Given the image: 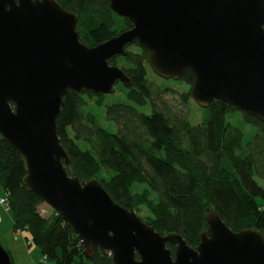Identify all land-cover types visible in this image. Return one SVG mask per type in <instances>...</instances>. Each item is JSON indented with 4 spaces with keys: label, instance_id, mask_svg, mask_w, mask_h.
<instances>
[{
    "label": "water",
    "instance_id": "water-1",
    "mask_svg": "<svg viewBox=\"0 0 264 264\" xmlns=\"http://www.w3.org/2000/svg\"><path fill=\"white\" fill-rule=\"evenodd\" d=\"M109 7L131 28L87 46L78 16L56 0H0V138L19 154L25 188L62 216L86 258L102 249L113 264H264L261 233L233 231L215 210L195 247L177 233L161 235L96 178L70 176L57 134L68 90L105 95L118 82L131 86L109 59L134 40L163 80L193 75L189 95L200 108L220 100L264 121V0H109ZM0 264H12L1 243Z\"/></svg>",
    "mask_w": 264,
    "mask_h": 264
},
{
    "label": "trees",
    "instance_id": "trees-1",
    "mask_svg": "<svg viewBox=\"0 0 264 264\" xmlns=\"http://www.w3.org/2000/svg\"><path fill=\"white\" fill-rule=\"evenodd\" d=\"M56 1L78 16L76 30L87 46L131 28L109 0ZM109 64L131 81L130 87L116 88L121 97L108 103L106 95L90 92L68 90L63 96L57 134L70 159L68 174L81 181L96 178L116 203L133 208L161 235H181L191 247L199 243L212 210L233 231L256 228L264 238V121L214 100L200 108L201 120L192 124L186 112L164 104L161 96L171 88L148 79L147 53L135 40ZM193 79L185 73L176 82L191 85ZM91 97L101 116L88 107ZM190 98L187 91L180 94L183 103ZM148 106L150 113L137 109ZM25 174L19 154L0 138V187L13 231L26 232V242L38 248L44 262L113 264L102 249L86 258L56 211L40 214L44 201L25 188ZM167 247L173 252V245Z\"/></svg>",
    "mask_w": 264,
    "mask_h": 264
},
{
    "label": "rangeland",
    "instance_id": "rangeland-1",
    "mask_svg": "<svg viewBox=\"0 0 264 264\" xmlns=\"http://www.w3.org/2000/svg\"><path fill=\"white\" fill-rule=\"evenodd\" d=\"M129 50L135 51V46H129ZM147 76L150 81L154 83L155 86H160L162 84H166L171 88V91L169 93H166L161 96L162 101L164 104L171 110H174L175 112H186L187 118L189 121L196 125L201 120V109L200 107L193 101L192 98L189 99L188 102L183 103L180 99V94L182 92H189L191 85L184 83V82H176L172 80H163L162 78L155 75L150 67L147 69ZM178 81V80H177ZM121 83H116L115 88L112 93L105 94L106 95V101L108 103L115 101L116 97H121L122 93H119L116 91V88ZM122 85V84H121ZM125 87L124 85H122ZM127 88V87H126ZM95 99L94 97L88 98V107H90L95 113L102 115V109L97 108L95 106ZM160 99V100H161ZM159 103V102H158ZM160 104V103H159ZM138 110L144 112V113H150L151 108L150 106L144 108V107H138ZM102 124H104L105 127H109L105 120L101 119ZM4 194L2 188L0 187V197H2ZM40 214L43 216H50L52 214L53 210L49 205L46 203H42L39 206ZM137 213V212H136ZM142 214L145 213V210L141 212ZM25 237H28V234L24 231H17L14 232L12 229V221L10 217L7 214L6 206L0 204V243L4 246V248L9 252L11 257L12 264H29L28 261L33 262L36 258L40 259V263L38 264H53L51 262H44L38 248L34 245H29ZM27 243V244H26ZM13 252V257L11 253ZM29 253V256L26 255Z\"/></svg>",
    "mask_w": 264,
    "mask_h": 264
},
{
    "label": "crops",
    "instance_id": "crops-1",
    "mask_svg": "<svg viewBox=\"0 0 264 264\" xmlns=\"http://www.w3.org/2000/svg\"><path fill=\"white\" fill-rule=\"evenodd\" d=\"M3 197H5V194H3V196L0 197V198H3ZM8 216H9V215H8ZM10 219H11V218H10ZM26 244H27V243H26ZM10 253H11V252H10ZM11 255H12V257H13V252L11 253ZM26 255L29 256V253L27 254V252H26ZM39 261H40V259H39V258H36L35 261L33 260V262H31V261H28V262H29V264H38V263H40Z\"/></svg>",
    "mask_w": 264,
    "mask_h": 264
},
{
    "label": "built area",
    "instance_id": "built-area-1",
    "mask_svg": "<svg viewBox=\"0 0 264 264\" xmlns=\"http://www.w3.org/2000/svg\"><path fill=\"white\" fill-rule=\"evenodd\" d=\"M5 203H6L5 197L0 198V204L5 205Z\"/></svg>",
    "mask_w": 264,
    "mask_h": 264
},
{
    "label": "bare ground",
    "instance_id": "bare-ground-1",
    "mask_svg": "<svg viewBox=\"0 0 264 264\" xmlns=\"http://www.w3.org/2000/svg\"><path fill=\"white\" fill-rule=\"evenodd\" d=\"M246 138V137H245Z\"/></svg>",
    "mask_w": 264,
    "mask_h": 264
}]
</instances>
